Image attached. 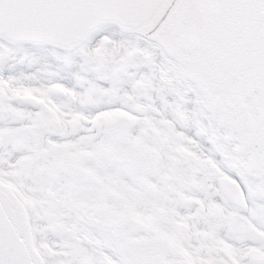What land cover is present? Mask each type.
<instances>
[{"label":"snow or ice","instance_id":"snow-or-ice-1","mask_svg":"<svg viewBox=\"0 0 264 264\" xmlns=\"http://www.w3.org/2000/svg\"><path fill=\"white\" fill-rule=\"evenodd\" d=\"M0 264H264V0H0Z\"/></svg>","mask_w":264,"mask_h":264}]
</instances>
